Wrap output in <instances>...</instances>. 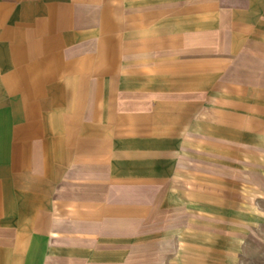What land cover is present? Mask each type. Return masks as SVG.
<instances>
[{"label":"crops","instance_id":"0c3cea01","mask_svg":"<svg viewBox=\"0 0 264 264\" xmlns=\"http://www.w3.org/2000/svg\"><path fill=\"white\" fill-rule=\"evenodd\" d=\"M218 44L238 53L225 73ZM250 83L264 0H0V264H49L68 226L152 219L200 148L202 92Z\"/></svg>","mask_w":264,"mask_h":264},{"label":"rangeland","instance_id":"374dc122","mask_svg":"<svg viewBox=\"0 0 264 264\" xmlns=\"http://www.w3.org/2000/svg\"><path fill=\"white\" fill-rule=\"evenodd\" d=\"M225 47L217 48L221 73L238 55ZM227 78L219 75L218 87ZM255 87L202 92L200 148L183 150L170 185L156 190L160 201L152 219L68 226L49 264H264V215L253 207L264 213V91ZM217 96L226 98L215 103ZM230 110L236 114L228 124ZM213 142L216 151L209 149ZM228 145L231 154L224 153Z\"/></svg>","mask_w":264,"mask_h":264},{"label":"bare ground","instance_id":"6f19581e","mask_svg":"<svg viewBox=\"0 0 264 264\" xmlns=\"http://www.w3.org/2000/svg\"><path fill=\"white\" fill-rule=\"evenodd\" d=\"M252 204H254V202L252 203ZM242 206V205H241ZM241 206H239L240 208L239 209H243V207H241ZM254 208H255V210H254V212H258L259 214H261L262 216L264 215V213L263 212H260V210L254 205L253 206ZM51 252V251H50Z\"/></svg>","mask_w":264,"mask_h":264}]
</instances>
